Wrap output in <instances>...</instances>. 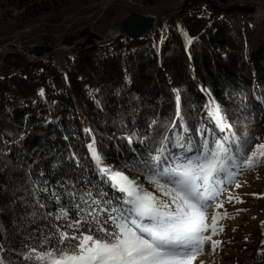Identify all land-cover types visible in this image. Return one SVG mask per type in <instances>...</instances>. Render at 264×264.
<instances>
[{"label": "trees", "instance_id": "trees-1", "mask_svg": "<svg viewBox=\"0 0 264 264\" xmlns=\"http://www.w3.org/2000/svg\"><path fill=\"white\" fill-rule=\"evenodd\" d=\"M30 2L32 12L40 9L35 18L56 0ZM257 7L254 0H175L139 39H102L85 26L31 50L45 58L29 63L6 56L8 69L0 74L4 264H34L24 254L39 251L52 235L49 220L70 222L79 197L88 189L95 194L92 185L107 179L87 150L85 131L108 166L142 178L145 171L131 165L148 159L168 135L194 145L237 135L264 143V15H256ZM131 12L122 10L115 27ZM216 105L229 125L223 132L210 115ZM243 159L227 163L223 174L243 166ZM62 206L69 220L55 219ZM49 212L53 216L44 219ZM261 246L259 262L264 238Z\"/></svg>", "mask_w": 264, "mask_h": 264}, {"label": "snow or ice", "instance_id": "snow-or-ice-1", "mask_svg": "<svg viewBox=\"0 0 264 264\" xmlns=\"http://www.w3.org/2000/svg\"><path fill=\"white\" fill-rule=\"evenodd\" d=\"M187 42L191 44L192 40ZM176 114L180 116L179 95ZM210 115L221 132L229 127L218 105ZM229 140L230 144L225 143ZM88 147L99 175L107 179L92 185L95 194L88 189L79 197L80 202L72 206L76 215L70 222L57 225L49 220L52 235L44 237L39 251L32 248L24 254L26 261L34 264H192L203 255L205 243L211 241V236L206 235L209 225L205 210L215 196L214 186L226 164H235L238 157L244 158L246 167L264 163V143L252 145L238 135L212 141L204 138L199 145H194L191 138L177 135L173 141L172 135H168L159 147L149 150L148 159L131 165L145 171L159 193L155 195L136 178L108 166L94 141ZM100 185H108L119 195L110 196ZM52 216L49 212L44 219ZM55 219L69 220V210L62 206L55 213ZM212 223L215 225L214 217ZM215 234L213 227L212 235ZM211 243L215 250L219 242ZM0 264H4L3 258Z\"/></svg>", "mask_w": 264, "mask_h": 264}, {"label": "rangeland", "instance_id": "rangeland-1", "mask_svg": "<svg viewBox=\"0 0 264 264\" xmlns=\"http://www.w3.org/2000/svg\"><path fill=\"white\" fill-rule=\"evenodd\" d=\"M40 1L43 0H37V3ZM174 1L154 0L152 7L146 6V11L138 13L157 16L159 20L160 15L157 14L169 9ZM254 2L264 5V0ZM30 3V0H0V46L6 47L9 42H16V47L30 53L48 38L63 37L73 29L85 26L106 39L108 33L116 28L121 11L128 8L124 0H56L47 6V13L34 18L32 14L40 12V9L32 12L27 8ZM109 12L114 14L106 15ZM256 15L263 17L264 11H256ZM5 58L0 57L4 71L8 67ZM25 61L30 63L33 60ZM79 110H82L80 104ZM84 138L90 153L88 145L92 140L87 131ZM260 166L243 165L238 170L230 171L227 176L221 173L219 182L214 186L215 196L208 201L205 210L209 225L206 235L212 236L211 241L219 243L215 250L211 241L206 243V249L203 248L204 254L216 258L214 264H264V261L256 260L263 238L261 234L264 235V164ZM129 177L136 178L147 190L159 195L148 179L138 175ZM213 217L215 225L212 223ZM213 227L216 229L215 235H212Z\"/></svg>", "mask_w": 264, "mask_h": 264}, {"label": "water", "instance_id": "water-1", "mask_svg": "<svg viewBox=\"0 0 264 264\" xmlns=\"http://www.w3.org/2000/svg\"><path fill=\"white\" fill-rule=\"evenodd\" d=\"M256 5L260 7L259 3H256ZM262 11H264L263 8ZM157 19V16L139 14L138 12L133 11L129 13L124 19H122L113 31L108 33L107 39H139L153 30ZM61 49L67 50L68 47H61Z\"/></svg>", "mask_w": 264, "mask_h": 264}, {"label": "built area", "instance_id": "built-area-1", "mask_svg": "<svg viewBox=\"0 0 264 264\" xmlns=\"http://www.w3.org/2000/svg\"><path fill=\"white\" fill-rule=\"evenodd\" d=\"M127 7L131 8L135 12H144L146 9L147 4L152 0H124ZM18 43L16 42H9V45L6 47H1L0 49V57L1 56H9V55H21L25 57V60H29L31 58H45L43 55H37L34 52H25L20 47H16ZM21 49V50H20ZM2 62H0V74L4 71L3 67L1 68ZM8 69V67L5 68V70Z\"/></svg>", "mask_w": 264, "mask_h": 264}, {"label": "bare ground", "instance_id": "bare-ground-1", "mask_svg": "<svg viewBox=\"0 0 264 264\" xmlns=\"http://www.w3.org/2000/svg\"><path fill=\"white\" fill-rule=\"evenodd\" d=\"M258 8L259 7H257L256 10L261 12L262 9L259 8L260 9L259 10ZM1 47H3V46H0V49H1ZM35 59H37V58H31L30 60L34 61ZM215 259H216L215 257H208L206 253L205 254L203 253V255H199L195 260H193L192 264H200V261H203L204 264H214Z\"/></svg>", "mask_w": 264, "mask_h": 264}]
</instances>
